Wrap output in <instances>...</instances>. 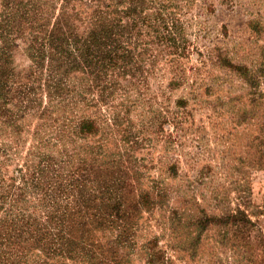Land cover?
<instances>
[{"label":"trees","instance_id":"trees-1","mask_svg":"<svg viewBox=\"0 0 264 264\" xmlns=\"http://www.w3.org/2000/svg\"><path fill=\"white\" fill-rule=\"evenodd\" d=\"M179 3L0 0V264L125 263L127 214L160 206L168 190L134 185L132 134L120 123L131 102L113 101L122 87H145L165 52H182ZM215 62L257 84L244 66ZM208 226L222 228L221 241L235 228L231 240L247 248L239 212L192 215L172 231L196 230L186 243L195 249Z\"/></svg>","mask_w":264,"mask_h":264},{"label":"rangeland","instance_id":"rangeland-1","mask_svg":"<svg viewBox=\"0 0 264 264\" xmlns=\"http://www.w3.org/2000/svg\"><path fill=\"white\" fill-rule=\"evenodd\" d=\"M176 16L182 52H165L145 87H122L113 101L131 102L120 123L132 134L134 185L168 190L160 206L127 214L120 264H264V0H180ZM219 56L244 66L257 84L219 67ZM24 62L15 54V65ZM238 212L250 222L245 249L231 240L233 227L221 241L222 228L208 226L195 249L186 243L196 230L172 231L192 215Z\"/></svg>","mask_w":264,"mask_h":264}]
</instances>
